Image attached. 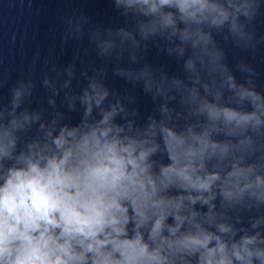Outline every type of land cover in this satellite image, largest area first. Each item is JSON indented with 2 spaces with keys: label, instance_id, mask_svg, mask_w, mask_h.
<instances>
[{
  "label": "clouds",
  "instance_id": "obj_1",
  "mask_svg": "<svg viewBox=\"0 0 264 264\" xmlns=\"http://www.w3.org/2000/svg\"><path fill=\"white\" fill-rule=\"evenodd\" d=\"M115 3L125 14L131 10L147 18L138 21L142 38L159 34L169 42L178 39L169 53L183 57L185 46L193 53L184 64L191 86L164 74L156 79L148 66L138 73L118 69V74L143 79L154 98H172L174 90L184 93L182 102L190 113L204 120L177 131L169 126L171 110L163 104L164 119L149 117L143 128L131 120L117 124V115H128L123 104L101 107L109 91L90 80L80 97L84 116L90 117L95 106L101 118L64 125L56 135L49 128L43 141L33 140L16 154L17 132L40 116L16 113L32 85L13 89L11 110H0V264H264V236L236 229L214 203L219 197L224 209L264 204V156L247 162L257 151L253 134L264 135V95L251 79L249 86L236 83L206 31L227 25L237 42H250L240 17L255 16L256 0ZM116 35L139 47L132 32L119 29ZM98 47L107 55L116 44L104 40ZM201 69L220 75L219 85L202 83ZM67 72L73 75L71 66ZM44 84L50 81L46 78ZM198 85L213 99L202 96ZM225 86L237 107L220 103ZM221 133L227 139H213ZM158 152L169 163L153 160ZM213 159L216 170L209 171ZM198 203L207 211L197 210ZM261 223L264 216L252 228ZM238 232L243 234L237 239Z\"/></svg>",
  "mask_w": 264,
  "mask_h": 264
},
{
  "label": "water",
  "instance_id": "obj_2",
  "mask_svg": "<svg viewBox=\"0 0 264 264\" xmlns=\"http://www.w3.org/2000/svg\"><path fill=\"white\" fill-rule=\"evenodd\" d=\"M145 19L131 10L125 14L124 8L117 7L115 0H0V110L10 111L13 89L30 83L32 87L16 113L19 115L26 110L29 114L38 113L40 116L30 127L17 132L16 154L26 150L33 140L43 141L49 128L54 127L53 135H56L64 125L74 127L84 119L90 122L99 120L100 108L94 106L91 116L86 118L85 106L80 100L90 80L101 82L109 91L101 107L109 109L117 101L123 104L128 115H117V124L124 125L131 120L135 127L143 128L149 122V117L158 121L164 119L160 112L163 104L171 110L169 126L177 131L183 130L187 124L204 120V117L190 113L189 105L182 102L184 93L174 90L170 93L172 98H154L152 92L145 91L143 79H129L118 74V69L138 73L148 66L156 79L164 74L169 79L179 78L191 86L188 79L190 73L184 68L185 61L193 55L191 48L185 46L184 56L180 57L175 51H168L180 44L178 39L169 42L159 34L142 38L138 21ZM240 22L244 25V31L252 37L248 43L237 42L227 25L221 29L206 28V31L211 32L215 48L223 53L221 63L234 76L236 83L249 86L247 81L251 79L255 90L264 95V0H256V14L251 20L241 16ZM119 29L132 32L139 47L129 40L121 42L116 35ZM104 40L116 44L115 49L107 55H101L98 47ZM133 54L135 59L132 58ZM69 66L73 71L71 76L67 72ZM246 68L253 72L245 71ZM200 74L202 83L214 80L219 85L221 82L220 75L214 73L209 76L205 69H201ZM46 78L50 81L49 85L44 84ZM66 81H70L68 87H64ZM197 87L202 96L213 99L202 87ZM232 95L225 86L220 103L237 107L235 100L230 99ZM49 100H53L54 104H50ZM244 107L247 111L252 110L250 105ZM53 120L57 121L56 125L52 124ZM41 124L45 126L43 129ZM253 137L257 142V151L249 155L248 163L264 156V135L253 134ZM213 139L227 138L221 133L214 135ZM152 159L169 163L166 154L159 152ZM216 163V159L208 162L209 171L216 170ZM214 203L216 210L224 212V219L236 229L243 228L248 234L259 231L264 236V223L256 229L252 228V222L264 216V204L259 208L235 206L224 209L219 197ZM195 208L201 212L207 211V206L201 207L199 203ZM168 223H172L171 218ZM241 234L238 232L236 238Z\"/></svg>",
  "mask_w": 264,
  "mask_h": 264
}]
</instances>
